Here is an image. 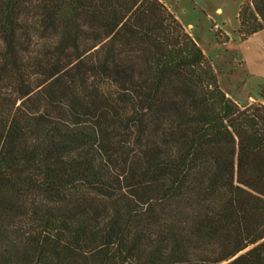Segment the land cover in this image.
<instances>
[{
  "label": "trees",
  "instance_id": "1",
  "mask_svg": "<svg viewBox=\"0 0 264 264\" xmlns=\"http://www.w3.org/2000/svg\"><path fill=\"white\" fill-rule=\"evenodd\" d=\"M0 264H264V103L162 0H0Z\"/></svg>",
  "mask_w": 264,
  "mask_h": 264
},
{
  "label": "rangeland",
  "instance_id": "2",
  "mask_svg": "<svg viewBox=\"0 0 264 264\" xmlns=\"http://www.w3.org/2000/svg\"><path fill=\"white\" fill-rule=\"evenodd\" d=\"M245 1L246 0H168L177 13L180 14L183 21H185V24H188V21L193 24V32L197 35H208V32L214 35L215 29L213 27H215V23H211V20L217 21L223 19L227 22L226 27L229 28L238 24V13L241 5ZM166 6L174 13L169 5L166 4ZM216 7L222 8V17L219 15L220 13H216ZM215 28L219 29L222 41L229 40V36L221 27ZM186 31L189 32L187 29ZM237 34L239 40L243 41L238 33V26ZM39 41L41 42V40ZM238 42L239 41L236 40L235 43L230 45L227 42H219L216 40V48L211 49V58L208 57L211 59L212 64H215L216 67H214L218 72V78L221 77L222 85L225 87L222 88L227 93L228 89L231 94L243 101L248 100V95L255 98L259 97L261 100H264V98L261 97V92H264V55H261L257 49L254 53L253 51H249L250 63L243 66L241 59L238 57L239 55L237 56L234 51L235 46L237 50L241 51V44H237ZM251 47L255 50L253 46ZM241 53L242 51L240 54Z\"/></svg>",
  "mask_w": 264,
  "mask_h": 264
},
{
  "label": "crops",
  "instance_id": "3",
  "mask_svg": "<svg viewBox=\"0 0 264 264\" xmlns=\"http://www.w3.org/2000/svg\"><path fill=\"white\" fill-rule=\"evenodd\" d=\"M167 5L170 6L171 9H173L174 13H176V17L181 21V23L183 24V26L185 27V29H187L190 33V35L194 38V40L197 42V44L202 48V50L204 51V53L209 56L211 58V49H215L216 48V39L214 37V35L212 33L208 32V35L203 34V35H197L193 32L194 28H193V24L190 23L188 21V24H185V21H183V19L180 17V14L177 13V11L175 10V8L172 6L171 2H168V0H163ZM184 9V8H182ZM216 13H220L219 15L222 17L223 16V11L221 7H216ZM222 19V18H221ZM211 23H215V27H221L224 32L229 36V40L227 41V43H229L230 45L235 43L236 40H238L239 42L237 44H241V51L242 53L240 54L241 51L237 50L236 46L234 47V51L235 54L241 59L243 66H246L250 63L249 61V56H250V52L249 51H253V53L256 51V49L258 50L259 53H261V55H264V30L252 35L251 37H249L247 40H239L238 34H237V26L238 24H235L232 28L226 27V21L225 20H211ZM222 25V26H221ZM207 31V30H206ZM236 44V45H237ZM239 46V45H238ZM253 46L255 48L252 49ZM215 66V64H213ZM216 67V66H215ZM220 77V75H219ZM219 83L221 85V87L225 88L222 85L221 82V77L219 78ZM229 95L239 104L241 105H248L250 103H252V101H261L264 103V100H261L259 97L255 98L251 95H248V100H240L239 98L235 97L233 94H231V92L227 89Z\"/></svg>",
  "mask_w": 264,
  "mask_h": 264
}]
</instances>
